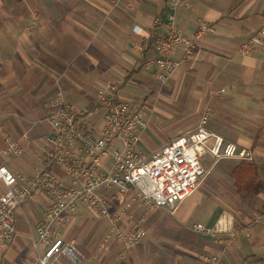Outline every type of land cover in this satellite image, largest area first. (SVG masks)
<instances>
[{"label": "crops", "instance_id": "crops-1", "mask_svg": "<svg viewBox=\"0 0 264 264\" xmlns=\"http://www.w3.org/2000/svg\"><path fill=\"white\" fill-rule=\"evenodd\" d=\"M167 1L0 0V163L17 175L18 184V176L45 169L65 183L73 182L62 165L45 156V137L51 134L45 117L58 90L80 111L79 128L100 135L104 113L96 90L117 83L120 95L147 120L137 143L147 155L191 131L201 117L182 131L158 107L160 99L167 107L176 102L179 111L185 99H196L198 111L208 109L207 128L225 143L252 149L253 160L214 161L204 155L206 174L200 185L173 208L148 209L132 191L117 200L109 190L113 209L121 213L120 230L128 232L138 223L147 232L142 253L121 259L128 249L116 238L109 219H95L83 206L65 217L60 236L77 242L88 256L82 264H211L203 260L205 255L219 256L217 264H264V50L238 53L260 26L264 0H187L178 6L174 25L184 38L194 40V51L160 82L166 86L157 88L152 39L166 33L172 11ZM200 20L213 30L195 39ZM170 56L178 60L179 48ZM181 96L183 100H177ZM151 113H163L167 129L153 124ZM5 134L18 140L19 153L2 154ZM102 161L106 166L110 162L108 157ZM3 188L0 182V192ZM46 206L47 197L40 191L22 201L14 214V236L0 250V264H40L44 246L35 249L32 239ZM195 224L213 233L197 232ZM239 225H247V231L222 253L226 230ZM57 264L73 263L61 254Z\"/></svg>", "mask_w": 264, "mask_h": 264}, {"label": "built area", "instance_id": "built-area-1", "mask_svg": "<svg viewBox=\"0 0 264 264\" xmlns=\"http://www.w3.org/2000/svg\"><path fill=\"white\" fill-rule=\"evenodd\" d=\"M187 0H168L172 10L167 15L166 33L152 39L156 50L155 60L159 69L158 80L166 81L171 73L194 51L195 42L184 38L174 25L175 9ZM136 31H139L135 26ZM212 27L200 20L194 38L212 31ZM179 48L178 60L171 58L174 48ZM256 50H264V17L260 26L238 48V53L246 55ZM97 102L103 109L104 122L100 135L84 133L79 128L80 111L65 101L58 90L50 101V110L45 121L51 134L45 137V156L63 166L73 180L65 183L51 170L45 169L30 175H17L0 163V250L2 251L15 233V211L30 194L36 191L47 197L44 218L35 227L32 245L35 249L42 244L44 252L38 257L40 264H57L59 255L64 254L72 261H81L82 254L72 242H65L60 236V226L65 217L80 206L96 211L109 219L112 230L125 248L135 246L144 234L141 225L135 223L128 232L119 228L121 213L113 209L108 191L112 190L117 200H122L129 192L140 198L148 209L158 207L173 208L176 203L188 197L201 183L206 174L202 157L210 155L214 161L235 158L251 162L253 151L240 147L212 133L206 126L207 112H204L195 128L186 134L169 139L158 150L147 155L138 146L140 131L147 126L143 113L131 107L130 102L120 95L119 86L109 82L96 90ZM4 155H14L21 151L18 140L5 134ZM84 152L83 160L75 152ZM103 157L110 162L103 164ZM129 203L126 202L125 206ZM197 232L212 234L213 230L195 224ZM247 225L232 226L226 230L222 247L224 253L240 232H246ZM220 257L205 255L203 260L217 264Z\"/></svg>", "mask_w": 264, "mask_h": 264}, {"label": "rangeland", "instance_id": "rangeland-1", "mask_svg": "<svg viewBox=\"0 0 264 264\" xmlns=\"http://www.w3.org/2000/svg\"><path fill=\"white\" fill-rule=\"evenodd\" d=\"M159 85H160V87H163V88L166 86V84H163V83L161 84L160 81L155 82V86H157V88L159 87ZM127 90H128V89H127ZM128 91H129V90H128ZM178 94H179V91L177 92V95H176L174 101H176V98H177ZM130 99H131L132 103H134V100H133L131 97H130ZM130 99H129V100H130ZM177 100L182 101V100H183V97L181 96V97L178 98ZM191 100H192V99H191ZM191 100H190V99H185V104H184V106H183V108H182V111H179L176 102H175V103H172V104L170 105V107H167V106L163 105V101H162V99H160L161 105H159L158 107L161 108L162 111H165L166 113H168V116H167V117H168L169 119H172L171 121H174V123H172V124H174V126H175L176 124H178L177 126L182 127V131H184L188 126L194 127V126L196 125V123H197L198 118L202 115V113H203L204 111H207V110H208V109H202L201 112L198 111V109L196 108V105L198 106L196 99H194V101H193V100L191 101ZM158 104H159V101H158ZM191 105H192L193 107H192ZM205 106H206V105H204V107H205ZM166 108H169V110L166 109ZM202 108H203V107H202ZM140 110L143 111V109H140ZM143 112H144V111H143ZM207 112H208V111H207ZM208 114H209V113H208ZM163 115H164V114L161 113V116H160V117H159V116L154 117L153 113L149 114V116H150V120H152L151 122H152L153 124H155L156 126L158 125V127L162 128V130H165V129H167V127H168L169 125H167L168 121H167V119H166ZM189 119H190V120H189ZM199 120H200V118H199ZM151 122H150V123H151ZM207 122H208V120H207ZM148 125H149V124H148ZM206 125H207V124H206ZM149 131H150V130H149ZM182 131H181V132H182ZM140 149H141V151H142L143 153L146 152V151H144V149L142 148V146H140ZM145 154H146V153H145ZM224 159H225V158H224ZM221 165H222V164H220V165H216L214 169H217V168L221 167ZM52 173H53V172H52ZM53 174H54V173H53ZM54 175H55V174H54ZM56 177H57V176H56ZM208 179H209V177H208V178L205 180V182H204V185L206 184V186H209V184L206 183V181H207ZM81 207H82V206H81ZM81 207H80V209H81ZM84 209L89 210V211L91 210L90 213H92L93 218H95V219H101V218H102V217H101L96 211H94V210H92V209H88V208H86V207H84ZM150 214H152L151 216H154V215H155V211L151 212ZM171 217H174V215L171 214ZM144 234H145V232H144ZM144 234H143V236H144ZM143 236H142V237H143ZM147 236H148V234H147V232H146L144 238L147 237ZM144 238H142L138 244H136L135 246L129 248V249L126 251V253H125V252L121 253V254H120V256H122L121 259H124L125 257H127L128 255H130L131 253H133L134 255H135V253H142V251H144L143 248H142V246H143L144 243H145V242H144V241H145ZM65 242H66V241H65ZM67 242H72V243L74 244L75 248H76L79 252H81L82 257H83V258H81V261H80V262H78V261H75V262H74V261H72L71 259H70V261H71L73 264H82V263H84V262L87 260L88 256H87L86 254H84V252H82V250L79 248L77 242H76V241H70V240H67ZM100 244H101V242L99 243V246H100ZM99 246H98L97 249L95 250L96 253H97V251L101 250V249L99 248ZM146 246H149V244H147ZM102 249H103V248H102ZM121 249H122V248H121ZM96 253H94V256H96V255L98 256V254H96ZM95 254H96V255H95ZM63 255H64V254H63ZM139 256L142 257L143 255L140 254Z\"/></svg>", "mask_w": 264, "mask_h": 264}]
</instances>
